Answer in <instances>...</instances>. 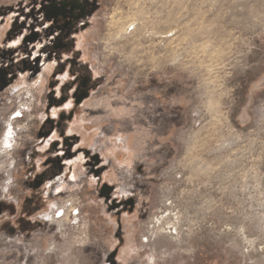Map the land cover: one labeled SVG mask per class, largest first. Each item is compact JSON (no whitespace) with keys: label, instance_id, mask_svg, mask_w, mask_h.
Instances as JSON below:
<instances>
[{"label":"rangeland","instance_id":"obj_1","mask_svg":"<svg viewBox=\"0 0 264 264\" xmlns=\"http://www.w3.org/2000/svg\"><path fill=\"white\" fill-rule=\"evenodd\" d=\"M6 125L0 264H264V0H0Z\"/></svg>","mask_w":264,"mask_h":264},{"label":"bare ground","instance_id":"obj_2","mask_svg":"<svg viewBox=\"0 0 264 264\" xmlns=\"http://www.w3.org/2000/svg\"><path fill=\"white\" fill-rule=\"evenodd\" d=\"M10 143H11L10 142V132L7 130L3 139H2L1 144L5 147H8V146H10Z\"/></svg>","mask_w":264,"mask_h":264},{"label":"flooded vegetation","instance_id":"obj_3","mask_svg":"<svg viewBox=\"0 0 264 264\" xmlns=\"http://www.w3.org/2000/svg\"><path fill=\"white\" fill-rule=\"evenodd\" d=\"M9 124L11 125V123H9ZM8 126H9V125H6L5 130H4L3 134H2V138L0 139V146H2V147H5V146H3V145L1 144V142H2V139H3V137H4V135H5V133H6L7 130L10 132V142H11L10 145H12V136H13V135H11V134H12V131H11L10 128H8ZM8 147H9V146H8ZM5 148H7V147H5Z\"/></svg>","mask_w":264,"mask_h":264},{"label":"crops","instance_id":"obj_4","mask_svg":"<svg viewBox=\"0 0 264 264\" xmlns=\"http://www.w3.org/2000/svg\"><path fill=\"white\" fill-rule=\"evenodd\" d=\"M1 138V137H0Z\"/></svg>","mask_w":264,"mask_h":264}]
</instances>
